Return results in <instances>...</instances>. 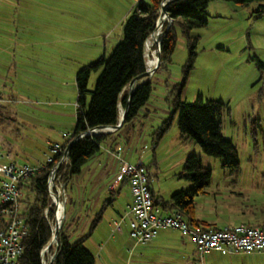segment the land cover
Instances as JSON below:
<instances>
[{
	"label": "rangeland",
	"instance_id": "374dc122",
	"mask_svg": "<svg viewBox=\"0 0 264 264\" xmlns=\"http://www.w3.org/2000/svg\"><path fill=\"white\" fill-rule=\"evenodd\" d=\"M137 1L0 0V166L46 164L50 145L63 143L75 127L77 72L111 55L123 39L125 18ZM256 7L255 3L241 6L225 0L210 1L207 26L191 33L198 37L197 55L181 95L188 103L194 102L198 93L205 99H223L228 103L230 110L225 109L222 114V133L238 151L243 178H248L253 168L264 174V68L260 70L256 62L257 58L264 62V14L258 18ZM160 13L161 9L159 16ZM172 22L169 17L161 19V26L158 24L155 31L159 27L158 32L163 35ZM176 35L177 43L170 61L160 64L150 76L152 94L145 108L152 110L151 116L163 115L162 108H167L169 113L164 117L168 118L174 110L176 97L171 90L182 81L189 58L186 36L180 26L176 27ZM161 39L159 37L158 41ZM151 49L152 56L155 52L158 55V42L155 41ZM145 52L148 58L150 53ZM98 75L95 71L91 74V90ZM125 90L129 92V87ZM179 115V112L174 114L170 128L155 147L153 132L164 120L151 124L146 118L147 126L143 130H149L144 136L150 145L139 150L132 162L137 164V158L144 152L146 157L142 162L153 174L152 184L156 189L160 187L168 198L172 193L193 186L180 177V172L187 157L194 154L211 169V185H214L208 187L205 194L195 197L196 213L223 225L225 216L214 211L213 191L215 186H223L227 171L219 158L206 154L193 141L181 140ZM3 178L0 172V180ZM79 184L78 176L68 181L66 194L70 200L65 202L67 212L61 227L73 238L80 229H76L69 211L81 206L79 190L83 184ZM121 187L115 199L120 207L130 200L128 185L123 183ZM111 196L110 193L102 196L98 209L91 215L92 220ZM105 210L115 213L109 204ZM88 233L89 229L85 234ZM119 234L113 237L106 221L94 228L85 246L95 256L96 264L125 263L127 253L123 250L119 259L108 256L106 244L114 242L110 239L119 238ZM45 254L44 262L48 264L54 252Z\"/></svg>",
	"mask_w": 264,
	"mask_h": 264
},
{
	"label": "trees",
	"instance_id": "16d2710c",
	"mask_svg": "<svg viewBox=\"0 0 264 264\" xmlns=\"http://www.w3.org/2000/svg\"><path fill=\"white\" fill-rule=\"evenodd\" d=\"M164 0H138L125 18L123 39L113 49L107 58L103 56L97 62L81 68L76 75L77 86V114L76 124L70 136L62 144L63 152L71 144L68 152L70 164H62L59 172H64L62 179L68 181L79 175L90 159L102 151L103 144L111 138L113 132H104L96 135L79 136L97 126H114L119 123L120 106L127 107L129 92L126 86L136 76L146 71L145 43L155 34L159 18V10ZM211 0H171L167 6V14L173 24L165 31L161 39V66L169 62L176 47V27H181L186 36L189 58L183 69V79L173 86L172 115L162 122L154 132L155 140H161L170 128L174 114L179 112L178 127L182 141H193L203 152L219 158L222 167L230 174L236 175L241 168L238 151L231 140L222 133V114L228 109V103L223 99H205L198 93L192 103L181 99L182 91L186 86L188 76L194 68L198 37L192 36V30L207 26L209 14L207 8ZM241 6L257 4V17L264 14V0H225ZM150 59L153 66L156 64L157 54L150 48ZM260 70L264 62L256 59ZM160 66V67H161ZM159 67V68H160ZM99 72L93 90L89 88L92 72ZM152 94V83L148 80L141 83L135 90L129 105L125 122L135 119L149 101ZM73 142V143H72ZM62 152V153H63ZM54 164H45L20 185L22 192V217L28 229V235L23 239V254L20 264H43L45 256L43 249L50 243L53 231L50 221L55 217V206L48 190V177ZM180 177L192 182L193 186L187 190H180L164 201L158 202L152 192L154 202L160 205L165 212H181L187 221L196 226L215 227L207 225L195 218V197L207 192L212 183V171L204 166L202 160L191 154L187 157ZM128 183L127 178L120 183ZM66 184V185H67ZM119 193V190L117 191ZM70 200V198H68ZM67 199V202H68ZM114 197L106 200L111 205ZM48 209V217L45 210ZM67 212V208H66ZM102 211L91 225L90 232L77 239L66 228L58 234L59 250L52 264H95V256L85 246V240L91 235L101 220ZM255 226L253 224H248ZM4 225L0 224V230ZM218 228V227H216ZM56 244H52L49 252H56Z\"/></svg>",
	"mask_w": 264,
	"mask_h": 264
},
{
	"label": "crops",
	"instance_id": "0c3cea01",
	"mask_svg": "<svg viewBox=\"0 0 264 264\" xmlns=\"http://www.w3.org/2000/svg\"><path fill=\"white\" fill-rule=\"evenodd\" d=\"M145 106L140 109L135 119L130 122H124L112 134L111 138L103 144L102 151L94 155L84 166L82 172L77 175L80 182L79 185L83 184V187L79 190V194L82 195L80 208L74 207L69 211V217L76 224V229H80L77 237H74L73 240L87 235L85 232L88 229L90 232L91 225L95 220L91 219V215L98 209L102 196L110 193L114 197L111 206L115 213L112 210H105L107 198L102 209L99 211H102L103 214L97 225L106 221L113 237L117 233H120L119 238L110 239L114 242H107L106 244L108 256L113 260L119 259L118 255L123 250L127 253L124 264H264V252L255 255L254 253L226 254L211 251L201 255L197 251L193 240L178 229L161 228L156 236L146 244H137L128 236V224H125V230L121 227L114 231V223L121 218L127 205L132 202L131 189L127 182L130 200H128L125 206L121 207L117 204V200H115L116 195L118 196L122 189V183L116 182L121 159L124 158L126 161L134 164L132 161L136 153H139V150L141 152L142 148L146 149L150 145V141L146 139L149 130H143L147 126L146 118L152 124L157 122V120H166L167 118L164 116L166 113H169V109L162 108L163 115L153 114L151 116L152 110L146 109ZM123 109L125 107L120 106V110ZM159 141L155 139L152 141L154 142V147L158 145ZM143 153L137 158L139 162H144L145 160L146 155ZM118 154H120V157H118ZM249 171L252 174L248 178L242 177V168H240L239 173L236 175L224 172V176L227 178L222 180L223 186L221 188L215 186L216 189L213 191L214 211L217 214L225 216L223 218V225H218L217 221H210L199 217L196 209L195 218L207 225L219 228L242 223L264 225V174L256 168ZM150 175L152 176L153 174L150 173ZM211 186L212 188L214 187V185ZM150 187L158 202H164L171 197L167 198L162 189L160 187L156 189L152 182ZM118 190L119 193L117 192ZM219 218L221 219V217ZM122 261L124 262V260ZM116 264L120 263L116 262Z\"/></svg>",
	"mask_w": 264,
	"mask_h": 264
},
{
	"label": "built area",
	"instance_id": "2783aa9c",
	"mask_svg": "<svg viewBox=\"0 0 264 264\" xmlns=\"http://www.w3.org/2000/svg\"><path fill=\"white\" fill-rule=\"evenodd\" d=\"M69 136L67 134L65 138ZM62 152L61 143L51 144L46 162L54 164L48 177V190L55 206V217L50 221L53 233L59 207L61 204L66 207L65 202L68 199L67 183L62 179L65 170L59 172V169L62 164L66 169L70 159L66 150ZM41 167L18 163L0 166V172L4 175L0 180V224L4 225L0 230V264H20L23 239L28 235L27 225L22 217L20 185ZM125 178L131 189L132 202L127 205L120 220L114 223V231L123 224H128L129 235L137 244L150 242L161 228H173L189 236L201 255L211 251L226 254L264 251V225L251 226L242 223L221 228L192 225L181 212L168 213L155 204L150 187L152 177L143 162L132 164L124 158L121 159L116 182ZM45 216L48 217V209L45 210ZM54 244L58 245L57 241Z\"/></svg>",
	"mask_w": 264,
	"mask_h": 264
},
{
	"label": "water",
	"instance_id": "95a60500",
	"mask_svg": "<svg viewBox=\"0 0 264 264\" xmlns=\"http://www.w3.org/2000/svg\"><path fill=\"white\" fill-rule=\"evenodd\" d=\"M171 2V0H164L162 2V6H161V13H160V16L158 18V21H157V25L159 24L160 20L161 19H165L166 17H168V14H167V6L169 5V3ZM168 29V28H167ZM154 33H152L151 37L153 36ZM164 34V33H163ZM162 33L160 34V37H162ZM156 42H158V55H157V62H156V65L153 69H149L148 66L146 68V71L138 76H136L135 78H133L130 83L127 85L129 87V102L127 104V107L123 110H120V113H119V123L117 125H114V126H97V127H94V128H91L90 130H88L87 132L81 134L79 136L80 137H84V136H88V135H96V134H99V133H104V132H113L117 129H119L125 122V118H126V115H127V112H128V109H129V105H130V101H131V98L136 90V88L141 84V83H144L148 80H150V76L160 67V64H161V41L159 42L158 39H156ZM147 43V41H146ZM146 43H145V51H146ZM145 56H146V52H145ZM146 65H147V62H146ZM126 86V87H127ZM73 143V142H72ZM70 146L71 144L67 147L66 149V152L68 153L69 150H70ZM58 199V198H57ZM65 212H66V207H65ZM54 233L52 235V238H51V241L50 243L43 249L42 251V256L45 255V253L49 250L50 246L52 244H54L56 241H57V238H58V234L61 230V227L59 225V221L56 220L55 222V225H54ZM56 252L54 253V255L52 256L50 262L48 264H52L55 260V257L57 255V252L59 250V247L58 245H56ZM43 264H46L43 260Z\"/></svg>",
	"mask_w": 264,
	"mask_h": 264
},
{
	"label": "bare ground",
	"instance_id": "6f19581e",
	"mask_svg": "<svg viewBox=\"0 0 264 264\" xmlns=\"http://www.w3.org/2000/svg\"><path fill=\"white\" fill-rule=\"evenodd\" d=\"M161 23H162V22H161ZM161 23L159 24V27L161 26ZM159 27H158V28H159ZM160 29H161V28H160ZM157 30H158V29H157ZM157 30H156V31H157ZM156 31H155V32H156ZM155 32H154V34H155ZM154 34H153V35H154ZM160 34H161V31H159V32L157 33V35L154 36V38H152L151 40H149L148 43H146V51H147V52H150V48H151L152 44H154V42L156 41V39H158V38L160 37ZM146 62H147V66H148L149 68H152V67H153V63H152V61H151V59H150V54H149L148 58L146 57ZM156 62H157V59H156ZM155 65H156V64H155ZM64 215H65V206H64V204H61V206L59 207V210H58V214H57L60 227H62L63 219H64Z\"/></svg>",
	"mask_w": 264,
	"mask_h": 264
}]
</instances>
